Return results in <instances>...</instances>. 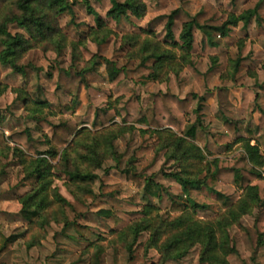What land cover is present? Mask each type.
I'll use <instances>...</instances> for the list:
<instances>
[{"label":"trees","instance_id":"obj_1","mask_svg":"<svg viewBox=\"0 0 264 264\" xmlns=\"http://www.w3.org/2000/svg\"><path fill=\"white\" fill-rule=\"evenodd\" d=\"M107 16L118 20L121 16L135 18L144 16L146 6L142 0H110ZM260 3L239 15L228 14L220 26L210 27L226 37L231 27L239 22L246 27L257 15ZM86 10L92 15L94 26L88 28L85 37L69 39L58 25V17L73 13L69 0H0V64L10 66L15 72H23L17 62L31 49L60 53L68 45L72 48L73 61H83V67L77 72L80 76L94 71L99 64L98 56L84 60L80 46L85 38L102 43L112 34L103 19L85 2ZM177 10L171 11L164 26V38L159 40L147 29L136 32H124L121 44L128 49L125 56L138 60L142 65L151 61V72L147 78L154 82H164L169 74H179L192 63L193 30L202 28L195 18L184 21L175 40L173 33L174 17ZM15 24L21 30L12 32L10 25ZM26 33L27 35H25ZM211 46L218 45L207 33ZM242 58L229 61L231 74L237 72ZM108 83L116 86L126 78L124 67H118L109 59H103ZM7 86L0 83V96ZM23 101L28 117L38 120L40 114H64L69 112L66 96L57 84L49 90L38 88L28 93L20 88L13 89ZM202 100L195 93L183 98L169 90L151 94L150 102L142 107L139 96L131 95L122 106L123 115L117 108L118 99L108 100L106 106L96 107L90 127L80 126L73 118L52 125L50 137L43 143L37 142L29 129L14 132L8 136L0 132V155L12 152L17 158L23 173L21 187L29 189L18 197L22 205L21 215L28 221L25 231L3 236L0 256L8 252L13 242L25 238L28 245L38 244L44 237L43 226L50 221L64 222L68 225L64 213L65 199L56 187H52L54 177H65V187L78 200L93 194V184L98 179V169L107 160L119 161L121 155L115 150L114 142L121 136L137 129L141 133L154 135L156 151L164 150L166 159L177 165V170L165 173L176 181L184 192L187 203L172 201L169 212L162 215L146 194L150 190L148 181L142 186V177L132 168L124 169L126 178L140 188L142 204L140 216L126 222L109 211H100L113 224L110 237L105 238L87 225L77 222L72 226L82 241L87 242L83 249L89 255V264H99V257L111 245L124 246L132 251L138 238L147 233L144 252L155 249L158 260L152 264H166L169 260H180L189 251L199 247L200 264H229L228 256L235 253L229 235V228L240 226L242 216L251 214L254 209L264 208V111L255 124L244 118L232 120L222 117L224 132L213 133L211 137L218 145L230 150L231 154L208 158V133L204 128L201 105L195 109L196 118L189 122L186 118L192 102ZM120 117L119 121L116 118ZM2 113L0 109V120ZM43 145V148L40 146ZM56 160L55 163H52ZM204 173L203 177H200ZM210 178L216 185L232 184L235 190L231 194L214 191L216 200L223 210L212 219L202 220L196 212L206 205L199 202L194 194L201 190ZM18 186V188L20 187ZM116 195L120 193L115 192ZM122 196V195H121ZM126 201L138 203L137 195L122 196ZM254 231L258 246L264 247V220L255 219ZM105 242V243H104ZM264 264V254L260 256ZM2 264V263H0Z\"/></svg>","mask_w":264,"mask_h":264},{"label":"rangeland","instance_id":"obj_2","mask_svg":"<svg viewBox=\"0 0 264 264\" xmlns=\"http://www.w3.org/2000/svg\"><path fill=\"white\" fill-rule=\"evenodd\" d=\"M73 13L65 12L58 17V25L69 39L77 40L85 37L89 27L94 26L92 15L86 10L85 2L103 19L112 30L106 40L96 43L85 38L80 46V54L84 60L98 56L99 64L94 71L80 76L78 69L83 61H73L72 48L65 47L60 53L31 49L17 64L23 72H15L10 66L0 64V83L7 86L0 96V132L6 136L29 129L37 142L43 143L50 137L52 125L73 118L80 126L90 127L96 107L106 106L108 100L118 99L117 108L123 115V103L131 96L138 95L142 107L150 102L151 94L169 90L183 98L188 93L202 97L196 98L186 115L189 122L196 118L195 109L201 105L204 128L208 133V158L229 155L238 146L226 150L211 137L213 133L224 132L222 117L232 120L244 118L252 124L257 122L260 111H264V0H142L146 6L143 17L128 18L121 16L115 20L107 16L110 0H69ZM125 1V0H119ZM260 3L257 15L246 27L239 22L231 27L226 37L210 27L220 26L226 21L228 14L239 15L245 10ZM177 10L174 17L173 33L175 40L181 30L182 23L195 18L202 28L193 30L192 63L179 74H169L164 82H154L147 78L152 71L151 61L142 65L138 60L125 56L127 46L121 44L124 32H136L140 29L152 31L159 40L164 38V26L171 11ZM12 32L21 30L15 24L10 25ZM207 33L218 43L209 44ZM27 35L26 33H24ZM241 57L236 73L231 74L229 61ZM103 59H109L118 67H124L126 78L111 87L106 76ZM53 84L59 85L66 96L69 112L64 114H40L38 120L28 117L23 101L13 91L20 88L33 93L38 88L49 90ZM120 117L116 118L119 121ZM137 129L127 133L114 142L115 150L121 155L119 161L107 160L98 169V179L93 184V194L82 201L76 199L65 187V177H54L52 187H56L65 199L64 213L68 225L64 222L50 221L43 228L45 235L38 244L28 245L25 238H19L11 245L8 252L0 256L2 264H89V255L83 252L87 242L78 238L72 223L87 225L91 231L109 238L113 229L112 222L100 211L106 210L129 222L140 216L142 198L140 188L126 178L124 169L132 168L142 177V186L148 181L150 190L147 199L157 206L162 215L169 212L172 201L187 203L180 185L165 173L177 170V165L166 159L164 150L156 151L154 135L141 133ZM43 148V145L40 146ZM54 160L52 163H55ZM204 173L200 177H203ZM23 179L21 166L12 152L0 155V245L3 236L25 231L28 221L21 215L22 208L18 197L29 187H21ZM18 186H20L18 188ZM232 184L216 185L210 178L194 197L206 206L196 212L199 219H212L223 208L216 200L214 191L226 195L233 193ZM115 192L120 193L116 195ZM137 195V202H128L122 196ZM122 195V196H121ZM255 219L264 220V208L254 209L251 214L242 216L240 226L229 228V235L235 247V253L228 256L229 264H261L260 256L264 247L256 243L254 231ZM148 238L143 233L129 252L124 246L111 245L99 257V264H152L158 260L155 249L144 252V244ZM105 243V242H104ZM199 247H193L180 260H169L166 264H200Z\"/></svg>","mask_w":264,"mask_h":264}]
</instances>
